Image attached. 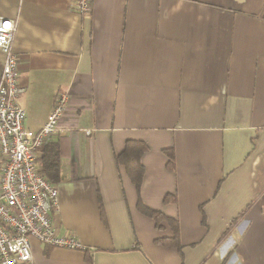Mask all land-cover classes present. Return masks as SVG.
<instances>
[{
	"label": "crops",
	"instance_id": "0c3cea01",
	"mask_svg": "<svg viewBox=\"0 0 264 264\" xmlns=\"http://www.w3.org/2000/svg\"><path fill=\"white\" fill-rule=\"evenodd\" d=\"M73 5L0 0L16 20L25 127L42 125L58 93L85 103L57 135L68 141L52 218L84 248L30 238L26 264H264V0ZM127 139L148 146L139 197L178 220L180 253L155 241L169 228L138 210L115 163Z\"/></svg>",
	"mask_w": 264,
	"mask_h": 264
},
{
	"label": "built area",
	"instance_id": "2783aa9c",
	"mask_svg": "<svg viewBox=\"0 0 264 264\" xmlns=\"http://www.w3.org/2000/svg\"><path fill=\"white\" fill-rule=\"evenodd\" d=\"M92 0H74L79 14L90 11ZM16 20L0 16V264L32 260L30 238L50 246L84 247L72 235L56 233L58 189L41 172L40 147L59 135V120L69 98L58 93L38 129L25 127V110L18 104L19 62L13 50ZM90 133V130H86Z\"/></svg>",
	"mask_w": 264,
	"mask_h": 264
},
{
	"label": "trees",
	"instance_id": "16d2710c",
	"mask_svg": "<svg viewBox=\"0 0 264 264\" xmlns=\"http://www.w3.org/2000/svg\"><path fill=\"white\" fill-rule=\"evenodd\" d=\"M76 102V103H75ZM72 103L78 106L72 110ZM85 106L84 101L72 99L68 100L66 109L61 119L59 126L70 127L73 130L78 126L77 114ZM68 138L65 136H56L44 143L40 147L39 164L41 166L42 174L53 184L58 183L60 180V164L62 158L65 156V142ZM148 150L147 144L139 139H127L121 151L115 154V163L117 167H123L129 180L135 187L137 192V208L145 216L150 217L154 222L157 229L163 228L165 225L169 228L170 235L157 237L155 241L165 247H173L179 253L182 249V244L179 238V224L178 220L169 217L158 210L147 207L139 197V192L144 176V167L141 162V157L145 151ZM167 156L166 166L169 170L175 168V155L172 148L164 150ZM173 196L165 195L164 201H175ZM100 202V201H99ZM230 254L226 255L221 264L226 263Z\"/></svg>",
	"mask_w": 264,
	"mask_h": 264
}]
</instances>
